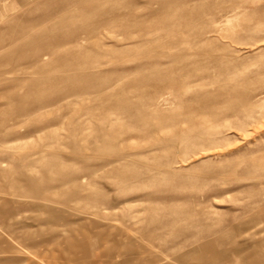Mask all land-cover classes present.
<instances>
[{
	"label": "rangeland",
	"instance_id": "1",
	"mask_svg": "<svg viewBox=\"0 0 264 264\" xmlns=\"http://www.w3.org/2000/svg\"><path fill=\"white\" fill-rule=\"evenodd\" d=\"M174 262L264 264V0H0V264Z\"/></svg>",
	"mask_w": 264,
	"mask_h": 264
},
{
	"label": "bare ground",
	"instance_id": "2",
	"mask_svg": "<svg viewBox=\"0 0 264 264\" xmlns=\"http://www.w3.org/2000/svg\"><path fill=\"white\" fill-rule=\"evenodd\" d=\"M117 10V9H116ZM110 14V13H109ZM111 15V14H110ZM113 15V14H112ZM116 18H119L118 16H116ZM94 264V263H93ZM174 264H175V262H174Z\"/></svg>",
	"mask_w": 264,
	"mask_h": 264
}]
</instances>
